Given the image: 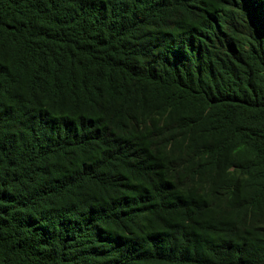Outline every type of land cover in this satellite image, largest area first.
I'll return each instance as SVG.
<instances>
[{"label":"trees","instance_id":"16d2710c","mask_svg":"<svg viewBox=\"0 0 264 264\" xmlns=\"http://www.w3.org/2000/svg\"><path fill=\"white\" fill-rule=\"evenodd\" d=\"M0 264H264V0H0Z\"/></svg>","mask_w":264,"mask_h":264}]
</instances>
